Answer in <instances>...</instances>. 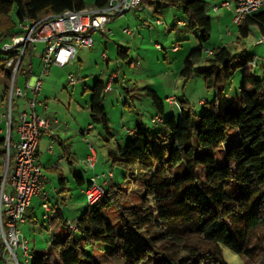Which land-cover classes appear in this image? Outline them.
Instances as JSON below:
<instances>
[{
    "label": "trees",
    "instance_id": "obj_1",
    "mask_svg": "<svg viewBox=\"0 0 264 264\" xmlns=\"http://www.w3.org/2000/svg\"><path fill=\"white\" fill-rule=\"evenodd\" d=\"M108 1L95 0L93 5L103 7ZM158 1L182 6L187 29L199 28L204 40L210 37L212 19L206 0ZM87 7L86 0H0V40L17 33L18 22L26 17L41 19ZM253 25L264 36V8L238 24V41L250 34ZM118 52L129 56L124 48L119 47ZM202 54V46L192 50L183 61L180 76L189 80L199 73L205 86L215 90L214 99L204 102V114L195 116L187 99L181 101L180 115L166 114L164 100L148 89L164 129L139 124L126 145H118L110 155L111 167L124 168L132 179L139 176L133 172L136 169L145 175L139 203L124 205L126 188L110 179L105 196L94 205L87 204L75 224L53 207L56 214L49 218L48 227L56 230L64 226L67 234L51 239L48 248L33 252L29 264H143L150 256L156 257L155 264H227L222 246L249 264H264V78L255 77L248 65L250 57L233 53L231 46L214 48L206 57L207 68L196 69ZM3 61L0 58V74L7 78ZM239 68L243 69L240 93L228 99L221 84ZM105 87L104 80L95 81L89 112L91 121L112 136L104 105ZM15 126L12 119L11 143ZM231 129L238 130L239 140L228 149L226 164L217 167L216 151ZM63 148L71 159L70 144ZM12 163L11 153L8 171ZM80 179L75 176L76 181ZM65 183L61 174L63 190ZM112 205L120 209L123 230L141 239V245L116 230L104 212ZM101 245L107 247L103 263L94 253ZM4 249L0 237V264H5Z\"/></svg>",
    "mask_w": 264,
    "mask_h": 264
},
{
    "label": "rangeland",
    "instance_id": "obj_2",
    "mask_svg": "<svg viewBox=\"0 0 264 264\" xmlns=\"http://www.w3.org/2000/svg\"><path fill=\"white\" fill-rule=\"evenodd\" d=\"M94 1L86 0L87 6L93 7ZM206 1L208 2V14L212 19V30L207 40L203 39L201 29L195 28L189 31L186 24H183L187 18L182 6L161 3L158 0H144L140 9L130 10L110 20L106 24V32H94L93 47L79 48L71 63L59 70L52 68L50 76H44L43 78L42 89L47 88L49 90L48 92L42 91L40 96L41 99L49 103V108L46 111L55 112L60 121L59 126L68 128V132L72 135L69 137L74 141L72 150L75 153V156H73L75 160L73 163L74 173L77 171L82 174L87 181L92 174L94 176L103 173L107 175L109 171H112L115 181L126 188L127 199L123 202L124 205L139 203L140 195L144 191L145 175L142 171L136 169L133 172L137 174L139 172V176L132 179L124 168L111 167L109 158L111 153L117 150L118 145H126L131 138L128 132L129 129H135L139 124L155 130L164 129L160 122L153 121V118L160 114L153 105L151 97L146 93L148 89L155 90L164 100L166 114L180 115L181 101L187 99L195 116L203 115L206 106L204 103L200 104V100H213L216 94L215 90L208 89L205 86L204 77L199 73L194 74L189 80H185L180 76L183 61L192 50L199 49L200 46L203 47V54L195 64L196 69L207 68L208 50L227 45L231 46L235 54L249 56L250 60L257 59V66H249L250 71L255 77L264 78L263 63L261 57H258L259 54H264V44L256 43L258 37L262 35L258 27L256 25L251 26L250 34L238 41V25L233 21L236 0ZM224 1L231 3L230 9L224 6ZM159 3L161 9L158 7ZM158 11L159 13H157ZM157 20L160 22L158 23ZM125 28H130L133 34L124 33ZM3 42V40H0V50ZM175 46H178L177 52L173 50ZM119 47L127 50L129 56L122 57L119 55ZM44 48V43L37 45L39 52H42ZM103 52L106 53L107 57L103 56ZM0 57H3L2 53H0ZM39 62L41 61L38 57H32L36 72ZM55 70H58L60 74H55ZM114 70L120 77L115 84L116 91L104 93V105L108 115L110 133L112 134V136H109L99 123L91 121L88 102L89 89L93 86L94 80L97 78L106 80L108 74ZM69 73L85 77L86 80L84 83H78L74 88L70 86L68 88L66 83H64V87L61 81ZM242 77L243 69L239 68L234 71L232 78L223 80L221 86L228 99L238 96L242 85ZM57 78L59 79L58 82L53 81ZM8 86V78L4 74H0V104ZM167 96H173L175 101L173 103L166 101ZM22 108L23 100H16L13 110L14 118L16 117L15 111L22 110ZM7 111L9 120V107ZM38 111L43 113V108L39 106ZM89 124L93 126V129L87 136L88 141H85L80 129H85ZM78 129L79 136L76 132ZM15 130L12 133L14 137L16 136ZM9 132V127H7L4 133L6 143ZM238 140V130H229L227 140L216 151L215 165L217 167L226 164L227 151L236 145ZM90 144L97 152L95 168H89L83 161ZM5 162H7L6 159ZM62 166H64L65 175L68 176V181L65 183L66 190H63L62 185L58 184V178L51 175L50 182L45 186L48 194L47 201L50 203L49 199L56 197L52 191L53 186L61 187V197L66 199V202L63 203L66 215L74 223L77 214L87 204V199L85 194L80 193L75 178L70 175V164L67 159L62 162ZM5 172L4 167L3 176ZM47 176L49 178L48 174ZM100 178L102 176L98 177L99 183L103 179ZM42 200L41 198H38L37 201L33 200L37 207L33 210L35 215L32 214L30 209L26 211V215H29L28 222L36 216L40 220L42 219V213L39 212V202H42ZM104 212L118 232H123L130 240H134L139 245L142 244V240L137 236L128 234L123 230L118 206L112 205ZM31 225L26 224L24 226L26 229L23 233L27 238H34L33 233L31 234L29 231ZM66 230V227L60 226L53 233L59 235L65 233ZM36 238L40 240L36 244L33 241L29 242L31 253L47 248L49 237L46 232L38 233ZM106 248L105 245H101L94 249L95 256L101 263L104 262L103 254ZM222 251L227 264H249L247 259L242 258L226 246H222ZM17 257L21 264H24L20 249L17 250ZM155 262L156 257L150 256L143 264H155Z\"/></svg>",
    "mask_w": 264,
    "mask_h": 264
},
{
    "label": "built area",
    "instance_id": "obj_3",
    "mask_svg": "<svg viewBox=\"0 0 264 264\" xmlns=\"http://www.w3.org/2000/svg\"><path fill=\"white\" fill-rule=\"evenodd\" d=\"M224 6L230 8L231 3L226 1ZM142 0H109L103 7H87L81 10H67L59 14H51L41 19L24 18L18 22V32L6 37L2 43L0 53L3 57V69L8 72L9 86L7 89V102L9 107V124L12 122L15 101L22 99L25 110L19 116V139L15 143L7 142V170L0 185V237L5 249L3 253L5 264H20L17 250L20 249L29 264L31 259L29 240L24 235L21 224L24 223V214L31 204L34 195H41L44 199L45 216L50 218L55 215L51 204L47 201L48 194L45 186L48 176L44 172L38 159V141L45 132H51V120L47 116L48 101L41 99L43 78L48 74L53 65L66 66L75 58L79 48L94 46L93 33L106 32V24L116 16L133 9H140ZM264 8V0H236L233 21L240 24L247 15L253 14ZM159 23L160 21L157 20ZM183 24H185L183 22ZM126 33H133L130 28H125ZM44 43L41 52L40 66L35 72L32 63L33 52L37 45ZM257 44H264V36L256 40ZM158 47H160L157 44ZM175 46L173 50H177ZM209 55L212 50H208ZM106 57V53L103 52ZM264 68V57L261 58ZM257 59L250 60L249 66H257ZM133 64V63H132ZM117 73L112 72L105 90H110L117 80ZM84 78L71 73L68 75V85L74 87ZM168 101L173 103L174 97ZM43 108V113L38 107ZM17 113V110L15 111ZM161 116L153 118L154 122L161 121ZM93 129L89 124L85 129H80L83 138ZM51 148V147H50ZM90 154L85 160L89 168H95L97 152L89 145ZM13 154V163L9 170L10 155ZM102 176V183L98 177ZM111 171L108 174L92 177L85 194L88 205L96 204L105 196V186L108 180L113 179ZM10 187L11 190H8ZM74 227V226H72Z\"/></svg>",
    "mask_w": 264,
    "mask_h": 264
},
{
    "label": "crops",
    "instance_id": "obj_4",
    "mask_svg": "<svg viewBox=\"0 0 264 264\" xmlns=\"http://www.w3.org/2000/svg\"><path fill=\"white\" fill-rule=\"evenodd\" d=\"M225 2L226 1H224L223 3H225ZM227 9H230V8H227ZM157 13H159V11ZM234 14H235V9H234ZM178 22L180 23V21H178ZM123 32L126 33L124 30H123ZM126 34H129V33H126ZM130 34H133V33H130ZM175 51L177 52L178 49L175 50ZM35 52H33V57L35 56V57H38L39 59H41V51L39 52L38 49H37ZM34 53H35V55H34ZM258 57H261L262 58V57H264V54H259ZM69 63H71V61ZM107 65H109V64H107ZM39 66H40V62L38 64V66H37V69L39 68ZM66 66H64V67H66ZM52 68H57L59 70V69H62L63 67L58 66V65L51 66L50 69H49L48 74L45 75V77L46 76H48V77L50 76V74L52 73ZM58 70H55L54 71L55 74H57V75L60 74V72ZM112 72H116V70L111 71L108 74L107 79L104 80L106 82V84L108 83L109 78H110V75H111ZM69 74H71V73H69ZM69 74H67V75H69ZM67 75L63 79V81H61V83H63V84L66 83V86L68 87L69 85H68V77H67ZM77 76L78 77H82V76H79V75H77ZM82 78H84V80L83 81H80L78 83H84L85 82V80H86L85 77H82ZM97 79H100V78H97ZM119 79H120V77L118 75L116 83L119 81ZM58 80H59L58 78L57 79H53V81H57V82H58ZM96 80H94V83H95ZM101 80H103V79H101ZM94 83L92 85H94ZM116 83L113 84L112 89L105 90V92L114 91V90L116 91V88H115V84ZM63 86L65 87V84ZM74 87H72V88H74ZM90 89H89L88 110H89L90 96H91ZM44 90L47 91V92L49 91L47 88H43L42 89L43 92H44ZM169 97H173V96H167L166 97V101H168V98ZM204 102H205V100H200V104H203ZM7 108H8V102H7V89H6L5 92H4L3 98H2V102L0 104V170H1V167L2 166H3V168L6 166V162L4 163V161H5V159L7 160V155H8L7 143H6V140L4 138V133H5L6 129H7V127H9V131H10L11 124H9ZM5 110H6V112H5ZM24 110H25V106L23 105L22 110L20 109V110H17V113L15 112L16 117L14 118L12 116V119H14V122H15V125H16L15 126L16 127V130H15L16 131V136L14 137V135L12 134V137H13V142L12 143H15L19 139V133H18L19 116H20V114ZM47 116L51 120L52 131L51 132L49 131V132L43 133L41 135V137L39 138L38 146H37V149H38V159L40 161V164H41L43 170L49 175V178H48V182L47 183L50 182L51 175H54L55 177L58 178V180H59L58 181V184L60 185V175L61 174L65 177L66 182L68 181V176H66L65 173H64V166H62V162L65 159H67L68 160V163L70 164V172H69L70 175H72L74 178H75L76 175L78 177L82 178V180L80 179L79 181H76V184L78 185V189H80V193L81 194H85V191H86L87 187L89 186V183H90V181H91V179H92V177L94 175L93 174L90 175L89 179L86 181V179L84 178V176L82 174L78 173L77 171L74 173V171H73L74 170L73 163H74L75 160H74L73 156H75V153H73V151H72L73 150L74 141L72 139H70V137H69V136H72V135H71L70 132H68V128H66V127L61 128L59 126L60 121L58 120V117L55 114V112L47 111ZM76 132H77V135L79 136V134H80L79 133V129ZM128 132H129L130 135H132L134 133V129H129ZM10 135L11 134L9 132V136H8L7 142L9 140ZM1 136H2V138H1ZM2 141H3V143H2ZM66 144L67 145L70 144V149H71V153H72L71 159L67 155H65V153H64L63 146L66 145ZM89 154H90V150H89V145H88V149H87L86 154H85V157L83 159L84 163H85V160H86V158H87V156ZM55 174H57V175H55ZM100 179H102V178H100ZM113 179L115 180V176L113 177ZM101 183H102V180H101ZM7 189L8 190H11L10 187H7ZM52 191L55 193L56 197L50 198L51 200L49 199L51 206L54 207L55 209H59L60 212L63 214V216L69 221V223L75 224L76 222L73 223L70 220V217L68 215H66V209H65V206L63 205V203L66 202V199H63L61 197L62 196L61 187L53 186ZM38 198L39 199L40 198L43 199L41 195H34L32 197V199H31L30 206L27 208V210L28 209L32 210V214H34V215H35V212L33 210L35 209V207H37V205H35L33 203L34 202L33 200L35 199L37 201ZM43 203H44V199L42 200V202L41 201L39 202V205H40L39 212L41 211V213H42V219H41L42 221L37 216L36 217L34 216L35 218H33V220H29L30 222H28L29 215L27 216L26 215V212H25V214H24L25 221H24V223L21 224L22 225L21 226V229L24 232L25 229H26L24 226L26 224H30V225L32 224L31 227L29 228V231L31 232V234L33 233L34 238H27V239L29 240V242L30 241H33L34 244H36L37 242L40 241L39 239L37 240V238H36L37 237V234L38 233H41V232H46L47 235H48V237H49L48 240H47L48 241L47 242V248H48L49 245H50V240L51 239H62L67 234V230H66L65 233H61L59 235H56L55 233H53L55 230H51L48 227V220H49V218H47L45 216L46 210L44 209ZM86 208H87V204H85V206L82 207V209L80 211L83 212ZM80 213L77 214L76 221H77V219H78L77 217L80 215ZM29 247H30V244H29ZM30 254L32 255L31 252H30ZM22 255H23V262H24V264H27L26 263V258L24 256L23 252H22ZM20 264H21V262H20Z\"/></svg>",
    "mask_w": 264,
    "mask_h": 264
},
{
    "label": "water",
    "instance_id": "obj_5",
    "mask_svg": "<svg viewBox=\"0 0 264 264\" xmlns=\"http://www.w3.org/2000/svg\"><path fill=\"white\" fill-rule=\"evenodd\" d=\"M7 170V165L5 166V171Z\"/></svg>",
    "mask_w": 264,
    "mask_h": 264
}]
</instances>
